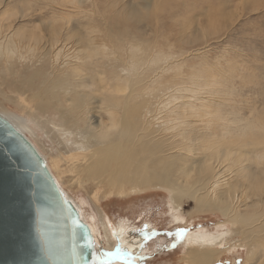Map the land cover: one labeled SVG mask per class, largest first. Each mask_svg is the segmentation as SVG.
<instances>
[{
    "label": "bare ground",
    "instance_id": "1",
    "mask_svg": "<svg viewBox=\"0 0 264 264\" xmlns=\"http://www.w3.org/2000/svg\"><path fill=\"white\" fill-rule=\"evenodd\" d=\"M64 1L61 0L62 3ZM70 2L75 6L80 0ZM115 13L114 28H119L121 19H127L128 15L118 14V11ZM138 16L139 13H133L135 23ZM50 30V38L45 40V45L35 47L36 43L33 42L34 49L31 45L28 47L31 58L38 55L47 72L41 76L38 72L33 73L25 86L18 84L21 75L14 69V52L5 49L7 47L0 48V61L5 57L10 64L3 72L9 77L17 76L18 79L13 82L18 84L16 89L28 92L33 99V107H38V112H31L32 118L47 126L49 123L41 120L40 114L51 113V109L52 113L56 112L58 124L50 123L64 129L72 138L75 136L74 142H79L87 155L89 152L90 162L83 169L91 171L92 181L106 183L115 189L118 186L119 190L129 186L131 191L161 186L169 190L171 202L177 210L182 200L187 198L193 201L196 210L215 209L237 221L239 235L249 246L244 264H264V234L259 233L261 229L264 230V108L257 112L255 109L252 119L246 117L245 124L242 122L246 127L242 128L240 124L242 129L239 127L235 131L229 129L228 118L218 113L220 111L214 106L215 102L175 112L176 109H171L174 104H178L180 95H183L180 92L187 84L190 88L189 96H197L196 93L201 91L205 99L210 101L224 98L228 93L221 96L220 88L228 81L225 70L215 64L214 67L196 66L186 75L182 67L176 65L175 52L157 50L154 43L143 38L142 33L114 34L106 28L105 32L97 31L94 36L86 38V43L80 46L69 32L61 34L58 27ZM29 36L38 38V44L42 40L38 35ZM167 45L171 47L168 41ZM12 46L14 49L15 45ZM16 46L18 48L19 45ZM35 51H39V54ZM95 96L108 112L110 123L107 126L102 124L93 127L90 106ZM217 122L221 123L219 131L214 128ZM221 186H225V189H220ZM245 209L249 212L242 213ZM125 224L119 223L112 229L111 234L120 249L116 258L121 261L129 257L138 260L148 252L146 243L152 235V226L149 224L136 232L124 228ZM103 231L107 232L104 225ZM130 231L135 233L132 238L129 237ZM93 233L97 242L94 230ZM226 234L203 232L185 235L189 263L215 264L220 255L215 246L219 245ZM97 246L102 256L98 243Z\"/></svg>",
    "mask_w": 264,
    "mask_h": 264
},
{
    "label": "rangeland",
    "instance_id": "2",
    "mask_svg": "<svg viewBox=\"0 0 264 264\" xmlns=\"http://www.w3.org/2000/svg\"><path fill=\"white\" fill-rule=\"evenodd\" d=\"M54 1H60V3L56 2L55 5ZM70 1L66 0L62 3L61 0H3L0 3V48L7 47L5 49L14 52V69L21 75L18 84L25 86L29 77L35 72H38L39 76L46 74L47 69L43 67L42 59L39 61L38 55L31 58L28 47L31 45L34 49L35 43V47L45 45L44 42L50 38V29L53 27H58L61 34L69 32L68 34L74 35L76 44L80 46L86 43V38L94 36L97 31L102 33L109 28L114 34L142 33L145 40L156 45L157 50L175 52L176 65L182 67L186 75L196 66L214 67L215 64L218 68L225 70L227 75L225 78L228 81L220 89H222L221 96L228 94L220 98L222 101L205 99L201 91L196 93L197 96H189L190 88L187 84L185 86L188 87L184 86L180 92L183 95H180L178 104H174L171 110L176 109L175 112H179L184 108L192 109L201 104L215 102L214 106L220 111L218 113L228 118L229 129L235 131L240 124L241 127L244 126L246 117L252 119L257 111L264 108V0H82V3L80 0L75 6ZM79 7L82 9L79 10ZM143 8H145L144 12ZM74 9L79 11L76 12ZM158 9L161 11L157 12ZM115 11H118V14L126 15L127 13L128 15L127 19L124 17L121 19L119 28H114ZM134 12L139 13L136 23L133 17ZM95 14H97L96 17ZM184 26L186 28L183 29ZM38 31L43 34L39 35ZM29 35L41 36L42 40L38 44L39 39L30 38ZM18 37L22 40L20 41ZM167 41L171 47L167 45ZM16 44L19 45L20 50ZM12 45H15L14 49L17 48L18 51L14 50ZM35 52L39 54V51ZM4 62L6 59L2 57L0 113L9 118L42 152L43 158L61 187L79 206L97 237V243L103 253L101 264H190L186 255L189 250L187 245L185 247V235L203 232L227 233L219 243L220 246L218 244L215 246L220 254L215 264H244L249 251L247 241L239 235L237 221L219 211L196 210L193 208V201L187 198L182 200L177 210L171 202L169 190L161 186L157 188L148 186L142 190L131 191L129 186L119 190L118 186L115 189L106 183L99 184L96 180L92 181L91 171L83 169V166L90 162L89 152L87 155L83 146L79 142H74L75 136L72 138L64 129L50 123L58 124L59 122L58 115L54 111L52 113V109L51 113L49 111L44 115L40 114V119L49 123L47 126L39 124L38 120L32 118L31 114L36 113L38 107H33V99L28 92L22 90L20 92L16 89L18 84L13 82L18 77H9L3 72L10 67L7 66L9 63ZM231 68L234 71H231ZM219 102L222 104L218 105ZM18 103L19 106H17ZM99 105V98L95 96L90 106L93 127L102 124L107 126L110 123L108 112ZM255 109H257L256 112ZM188 121L193 122L192 119ZM215 124L214 128L219 131L221 123ZM241 127L239 129L246 126ZM85 155L87 156L84 157ZM220 180L224 181L221 178ZM222 188L225 189V186H221L220 189ZM245 212L249 211L246 209L242 211V213ZM122 222L126 223L123 225L124 228L134 231L142 230L149 224L152 226V235L146 243L148 252L138 260L123 258L121 261L116 258L118 244L111 233H113V227ZM103 225L106 226V233L103 231ZM255 232H257L256 229ZM259 233L264 234V230L261 229ZM105 234L108 236L106 237ZM133 235L135 233L130 231L129 237L132 238Z\"/></svg>",
    "mask_w": 264,
    "mask_h": 264
},
{
    "label": "water",
    "instance_id": "3",
    "mask_svg": "<svg viewBox=\"0 0 264 264\" xmlns=\"http://www.w3.org/2000/svg\"><path fill=\"white\" fill-rule=\"evenodd\" d=\"M102 261L79 206L35 144L0 113V264Z\"/></svg>",
    "mask_w": 264,
    "mask_h": 264
},
{
    "label": "snow or ice",
    "instance_id": "4",
    "mask_svg": "<svg viewBox=\"0 0 264 264\" xmlns=\"http://www.w3.org/2000/svg\"><path fill=\"white\" fill-rule=\"evenodd\" d=\"M148 237H145V239H147ZM91 243V242H90ZM120 249L117 248V253H119ZM108 255H111V253H108ZM129 259L131 260V257H129Z\"/></svg>",
    "mask_w": 264,
    "mask_h": 264
}]
</instances>
